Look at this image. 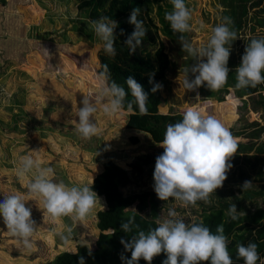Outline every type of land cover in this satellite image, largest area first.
Listing matches in <instances>:
<instances>
[{
  "label": "rangeland",
  "instance_id": "1",
  "mask_svg": "<svg viewBox=\"0 0 264 264\" xmlns=\"http://www.w3.org/2000/svg\"><path fill=\"white\" fill-rule=\"evenodd\" d=\"M184 2L192 16V30L183 34L184 39L197 48L206 46L211 29L223 17L233 22V13L239 11L241 3L247 9L242 27L234 30L237 39L231 45L227 83L214 92L206 84L196 91H186L185 68L198 61L182 51L180 34L173 33L165 19V14L173 10L170 0H149V18L170 60L165 79L159 83V113L184 114L191 107L204 116L213 115L231 131L238 145L223 186L211 194L209 203L198 201L188 207L171 198L158 199L153 172L156 157L164 149L153 145L146 135L126 130V112L108 117L100 110L95 118L90 117L100 129V134L91 139H82L75 131L77 109L83 106L84 96L93 102L97 99L101 73L98 56L103 42L74 0H0V201L9 194L27 198L28 178L21 182L16 169L20 156L32 154L39 156L43 166L53 167L55 182L92 187L104 206L98 202L84 222L73 223L66 217L53 224L43 218L38 201L25 202L39 229L32 238L33 247L21 251L0 217V264H49L59 252L75 253L79 244L96 250L98 234H106L96 227V213L106 209L97 180L112 169L120 170L128 180L127 186H117L123 198L145 194V203L157 205L155 217L148 208L139 214L136 204L126 208L155 227L168 218L169 209H174L176 219H184L186 224L202 222L212 233L223 224L229 242L234 238L233 231L249 223L254 211L264 210V90L244 96L235 88V69L246 45L264 37V0ZM230 27L233 30V23ZM189 78L194 76L189 73ZM133 136L138 143L130 145L128 138ZM33 150L40 151L31 153ZM245 181L252 186L243 190ZM233 203L239 212L236 221L227 215ZM66 226L73 229L67 244L60 238ZM110 260L100 256L98 264H112Z\"/></svg>",
  "mask_w": 264,
  "mask_h": 264
},
{
  "label": "clouds",
  "instance_id": "2",
  "mask_svg": "<svg viewBox=\"0 0 264 264\" xmlns=\"http://www.w3.org/2000/svg\"><path fill=\"white\" fill-rule=\"evenodd\" d=\"M173 10L165 14L173 33L180 34L179 43L182 51L188 53L198 62L185 68L183 87L186 91H196L204 86L212 92L220 90L227 83L229 68L227 67L232 42L237 34L232 28L230 17H223L222 22L211 29V35L206 46L194 47L184 39V33L192 30L190 21L191 11L184 0H170ZM140 8H133L129 23L134 25V31L124 41L130 55L135 53L146 36V29L142 20L138 19ZM94 33L103 42L105 54L114 58L116 55L114 30L117 22L109 17H100L91 22ZM123 34V30H121ZM206 58V62H204ZM104 72L99 74L100 88L97 99L93 102L88 95L81 101L83 105L77 109L78 122L75 131L82 139H91L100 134L97 123L90 117L102 110L105 116L113 117L125 111L140 114L148 111V93L142 85L129 76L126 79L127 88L117 84L115 80L109 83L107 65ZM264 38L252 39L246 45L241 57L240 65L235 69L236 89L256 87L264 83ZM189 73L194 79L189 78ZM153 74H149V83H153ZM162 87L154 84L151 91L155 93ZM197 99L199 94L197 93ZM96 121V120H95ZM164 149L155 160L153 172L154 191L158 199L168 201L170 198L179 202L181 206H195L198 201L210 202V196L216 189L223 186L228 171L233 167L231 158L236 154L238 145L231 131L213 115L204 116L199 110L188 108L181 121L168 124L164 138L159 144ZM40 151V150H39ZM33 150L31 153L38 154ZM54 169L43 166L38 155L27 154L20 156L16 175L21 182L27 179L25 195L9 194L0 201V217L21 251H28L33 247L32 238L39 231L36 221L32 219L31 209L25 202L33 200L37 203L49 222L55 224L63 218H69L73 223L84 222L93 213L98 195L87 185H67L55 182ZM250 181H245L243 190L251 187ZM104 208V206L101 204ZM244 214V213H243ZM178 213L169 209L168 218L158 221V227L145 232L140 230L120 243L131 258L121 256L125 264H138L143 259L151 264L153 258L162 252L166 254L163 264H234L228 251V238L224 234L223 224L218 225L215 234L203 223H185L184 219H176ZM232 221L239 219L236 204L228 210ZM135 217L121 222L120 230L125 234L132 233ZM116 229H112L114 234ZM73 229L66 226V231L60 234L61 240L67 244L72 237ZM257 244L247 246L237 244V259H243L244 264H264L261 260ZM79 264H84V258H79Z\"/></svg>",
  "mask_w": 264,
  "mask_h": 264
},
{
  "label": "trees",
  "instance_id": "3",
  "mask_svg": "<svg viewBox=\"0 0 264 264\" xmlns=\"http://www.w3.org/2000/svg\"><path fill=\"white\" fill-rule=\"evenodd\" d=\"M245 1L243 0V2ZM74 2L77 4V9L83 11L85 18L90 23L98 20L100 17H109L117 22V27L114 30V35L116 36V55L114 58H110L105 54L104 49H102L98 56L99 70L100 72H104L103 66L107 65L109 83L111 80H115L117 84L125 87V90L129 92L128 98H131L130 90L126 85V79L129 76H132L137 83L142 85L149 97L147 104L148 111L146 114H140L138 109L135 111V114L125 111L127 113L125 129L146 135L153 145L160 144L164 138L167 125L181 121L183 114L170 115L159 113V90L155 93L151 91L154 84H159L165 79L170 60L163 44L157 39L156 27L149 18V0H74ZM256 3L258 4V2ZM136 7L140 8L138 19L143 21L147 33L135 53L130 55L124 41L134 31L135 26L128 21L132 9ZM262 12H264V8ZM246 13L245 3H241L239 11L233 13V30H239V25L244 22V18L242 17ZM261 25L264 26V19L261 21ZM121 30H123V34H121ZM149 74H153V83H149ZM262 75H264V72H262ZM262 90H264V83L258 84L256 87L240 89V92L244 96H250ZM128 143L135 145L138 143V139L135 136L129 137ZM100 178L97 180L98 182L96 181L98 185L97 189L100 186L98 192L102 194L105 200L106 209L96 213V227L100 231H106V234H102L101 232L98 234L94 243L96 250L90 251L85 244H79L76 247L75 253L59 252L49 264H79L80 257L84 258V264H92L93 254L95 255L93 261L96 260L94 264H98L100 256L101 259L105 257L111 258L112 264H125L121 256L131 258V253L124 250L123 245L120 243L121 238L123 237L125 240H128L131 235L140 230L147 232L150 229L158 227V224L156 227L149 223L147 224L143 218L133 213L134 211H126V208L136 204L135 210L139 214L148 208L150 214L155 217L157 216V205L145 203V194L123 198L121 193L117 191V186H127L128 180L120 170L112 169L110 174L104 173ZM130 217H135V224L139 227L134 228L132 233L125 234L120 230V224L121 222H126ZM112 229H116L114 234H112ZM226 230L227 227L224 231ZM233 234V240L228 242V251L234 264H244L243 259H237V244H243L244 246H247L249 243L257 244L258 254L261 260H264V210L258 209L254 211L250 222L237 227L233 231ZM166 258V254L162 252L153 258L151 264H163ZM138 264H147V262L141 259ZM207 264H210V262Z\"/></svg>",
  "mask_w": 264,
  "mask_h": 264
}]
</instances>
